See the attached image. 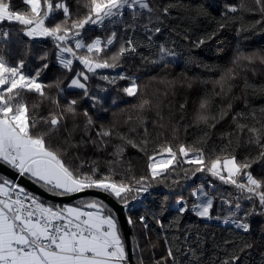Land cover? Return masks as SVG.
I'll use <instances>...</instances> for the list:
<instances>
[{
    "label": "trees",
    "instance_id": "1",
    "mask_svg": "<svg viewBox=\"0 0 264 264\" xmlns=\"http://www.w3.org/2000/svg\"><path fill=\"white\" fill-rule=\"evenodd\" d=\"M149 2L152 12L145 11L134 30L121 33L117 27L118 42L107 50L105 58L114 54L120 43L128 38L137 47L134 53H126L120 58L116 68L96 69L95 73H91L76 64L69 71L59 63V51L52 38L28 37L21 31L23 26L11 22L0 24V32L9 33L7 37L0 36V54L12 64L24 59L27 74H33L45 63L48 65L41 71L39 81L50 85L45 88V92L51 99L58 100L59 104L54 107L45 99L39 109L41 116L46 117L50 110L59 114L70 101H77L74 106L75 117L66 114L49 141L53 147L65 139L69 141L71 147H66L62 156L75 174H88L90 168L96 166L101 173L108 174V162L115 159L112 155L113 145L121 142L105 137L106 143H101L97 133L104 128L115 126V130L138 145L144 139L149 140L145 151H141L140 147L124 145L122 167L117 166L123 175L114 177L117 180L123 178L125 182L131 176L137 179L144 177L142 183L150 185L147 192L130 200L128 206L135 204L134 210H127L128 219L130 217L132 220L131 239L137 264H222V261L230 260L233 253L239 256L235 264H264V206L259 204L258 198L247 199V193L222 183L206 171L192 175L195 166L187 163L174 165L172 170L154 180L151 178L148 159L149 155L156 154L157 146L171 144L176 149L181 143L193 144L202 135L203 125L198 128L193 124L201 98L206 92H212L214 87L219 91L214 85V81L219 78V70L230 66L238 52L264 54V16L255 10L253 0ZM68 3L71 12L76 15V0H68ZM11 5L14 10L27 12L24 0H11ZM232 8L237 11H231ZM79 15H83V9H80ZM149 15L152 17L150 23ZM56 18L63 19L62 12H57ZM127 18L129 14L126 12ZM52 23L51 18L46 21L48 26ZM222 24L224 26L220 27ZM145 25L148 27L145 28ZM111 28V24L107 27L86 26L83 32L85 42L90 43V38L96 36L103 38ZM201 40L203 43H200ZM161 48L171 54L162 53ZM83 52L78 50V54ZM45 53L47 59L40 60L39 57ZM254 67L255 73L249 70L247 78L251 82L264 84V66L257 63ZM77 72H84L89 77L86 81L87 95L84 89H69ZM121 75L135 78L139 86L137 95L127 96L122 91L131 81L118 79ZM244 75L241 74L242 79ZM102 76L117 79L115 83H109L101 79ZM162 80L165 83H161ZM26 98L30 103L39 99L35 94H28ZM144 101L149 103L145 104ZM228 103L232 104L231 112L214 128L207 130L209 138L203 145L206 160H211L227 143L225 133L234 127L233 113L264 107V94L243 92L241 80L227 96L215 97L214 113L219 108H226ZM138 114L143 117V124L138 120ZM185 126H188L187 131ZM132 128H135L134 132L130 131ZM174 136H178V139H174ZM109 140L111 142L107 143ZM234 154L237 160H241L245 155L255 156L257 149L254 145L241 146L236 148ZM129 168L130 172L126 171ZM250 171L258 179L264 178V161L253 164ZM0 180L10 181L1 173ZM200 183L205 184L213 198V215L222 218L229 211H237L239 218L245 219L246 213L251 212L245 221L249 224V230L207 221L190 209L181 212L180 208L174 206L181 194L187 195L191 188ZM42 187L50 191L46 186ZM27 193L38 198L45 206L54 207H83L85 202L99 199L89 196L70 204H58ZM191 196L190 193L188 198ZM225 200H231L233 206L230 208L224 204ZM104 204L117 219L114 210L107 203ZM235 205H239V209ZM169 248L173 252L172 257L168 256Z\"/></svg>",
    "mask_w": 264,
    "mask_h": 264
},
{
    "label": "snow or ice",
    "instance_id": "2",
    "mask_svg": "<svg viewBox=\"0 0 264 264\" xmlns=\"http://www.w3.org/2000/svg\"><path fill=\"white\" fill-rule=\"evenodd\" d=\"M76 2L78 11L74 15L68 0H24L27 6V12L24 13L14 10L11 0H0V24L18 23L23 26L21 31L28 37L52 38L59 51V63L69 71L72 70L74 60L79 61L91 73H95L96 69L116 68L120 58L126 53L136 51L137 45L128 38L120 43L114 54L105 58L107 50L118 42V26L121 33H127L136 28L145 11L152 12L149 0ZM253 2L256 5L255 10L264 16V0ZM80 9H83L82 16L79 15ZM231 11L235 12L237 9L232 8ZM57 12H62L63 19L57 20ZM126 12L129 14L127 19ZM50 18L53 23L48 26L46 21ZM151 19L149 15V23ZM108 24L112 25L108 35L103 38L96 36L90 38V43L85 42L83 32L86 26L107 27ZM147 27L148 25H145V28ZM8 35L7 31L0 32V36ZM200 43H203V40ZM78 50H84L83 54H78ZM161 52L171 54L164 48H161ZM39 59L46 60L47 53ZM257 63L264 66V54L238 52L230 66L219 70V78L214 81L219 91L214 87L212 92H206L194 113L193 124L198 128L203 125L202 135L197 137L193 144L181 143L176 149L171 144L157 146L156 154L148 156L152 179L168 173L174 165L187 163L195 166L192 175L206 171L222 183L234 186L241 193H247V199L258 198L259 204L264 206V178L258 179L250 171L253 164L264 161V107L233 113L234 127L232 131L225 133L227 143L211 160H206L203 147L209 138L207 130L214 128L216 123L232 110V104L228 103L226 108H219L214 113L216 96H227L241 80L243 92L252 95L264 94V84L251 82L246 75L249 70L255 73L254 65ZM47 66L45 63L33 74H27L24 70V59L12 64L0 54V162L9 165L21 175H29L34 181L58 195L96 189L117 198L127 208L130 200L137 199L142 192H147L150 185L142 183L144 177L137 179L131 176L127 182L123 178L115 179L114 177L123 175L117 170V166L122 167L125 144L140 147L141 151H145L149 140L144 139L138 145L133 139L115 130V126L104 128L97 133L101 143H106L105 137L121 142L113 145L112 155L115 159L108 162V174L101 173L98 166L91 167L88 174H75L62 156L66 147H71L69 141L65 139L57 147L51 146L49 141L66 114L75 117L74 106L77 101H70L67 108L59 114L51 110L46 117L39 114L45 99L54 107L59 104L58 100L51 99L45 92V88L50 85L46 86L39 81L41 71ZM242 73L245 74L243 79ZM88 79L84 72H77L69 87L84 89L87 95ZM101 79L115 83L117 78L102 76ZM118 79L131 81L128 87L122 89L127 96L137 95L139 86L135 78L121 75ZM161 83L165 81L162 80ZM28 94H35L39 99L30 103L26 98ZM245 107H248L247 104ZM137 118L141 124L144 123L141 115L138 114ZM187 127L185 126V131ZM130 131L134 132L135 128ZM145 134L147 135L146 128ZM174 139H178V136H174ZM110 142L109 140L107 143ZM248 145H254L257 154L245 155L241 160H237L234 154L236 148ZM126 171L130 172V168ZM241 177L244 179L241 180ZM134 184L140 186L133 187ZM197 200L200 202L192 204L191 210L198 217L213 219V198L204 190V185L199 188ZM223 203L230 208L233 206L231 200H225ZM85 208L91 211H86ZM235 208L239 209V205H235ZM188 210L187 204L180 208L181 212ZM251 214L248 212L245 219H241L237 211H229L222 219L224 223L231 221L237 228L248 231L249 224L245 221L246 216ZM143 219L141 217V221ZM128 223H132L130 217ZM168 256H173L171 248L168 250ZM238 259L239 256L233 253L230 260L226 259L222 264H235ZM0 264H128V253L118 220L102 200H89L83 207L45 206L15 182L0 180Z\"/></svg>",
    "mask_w": 264,
    "mask_h": 264
},
{
    "label": "water",
    "instance_id": "3",
    "mask_svg": "<svg viewBox=\"0 0 264 264\" xmlns=\"http://www.w3.org/2000/svg\"><path fill=\"white\" fill-rule=\"evenodd\" d=\"M0 173L9 178L10 181L15 182L19 187L25 189V191L30 192L39 198H43L47 201L56 202L58 204H70L75 200L89 196L101 199L102 201L107 203L117 215V219L120 224L124 238L126 251L128 253V264H137L133 252L131 239L132 227L130 223H128L127 208H125L123 204L119 203L115 197L106 193H102L96 189H88L84 192L73 193L63 196L54 194L46 190L39 183L34 181L30 176L26 174H19L15 169L11 168L7 164H4L3 162H0Z\"/></svg>",
    "mask_w": 264,
    "mask_h": 264
},
{
    "label": "rangeland",
    "instance_id": "4",
    "mask_svg": "<svg viewBox=\"0 0 264 264\" xmlns=\"http://www.w3.org/2000/svg\"><path fill=\"white\" fill-rule=\"evenodd\" d=\"M65 55L67 56V54H65ZM78 65L83 66L80 63ZM82 82H83V80H82ZM69 89L75 90V89H79V88L69 87ZM201 185H204V190L208 192V188L205 187V184L204 183H200L198 186L191 188L190 191H188L187 195L181 194L179 196V198L177 199V201L174 203V206L177 207V208H181L182 205L187 204L189 209L191 210V205L192 204L200 202V201L197 200V195L199 194V188H200ZM190 193H191L192 196L189 199L188 197L190 196ZM208 194H209L210 197H212L209 192H208ZM202 199H206V198L202 197ZM216 217H218V216L213 215V219H205V218H203V219L207 220V221H215V222H218V223L232 225V226L236 227V225L234 223H232L231 221L229 223H224L222 218L221 219H217Z\"/></svg>",
    "mask_w": 264,
    "mask_h": 264
},
{
    "label": "built area",
    "instance_id": "5",
    "mask_svg": "<svg viewBox=\"0 0 264 264\" xmlns=\"http://www.w3.org/2000/svg\"><path fill=\"white\" fill-rule=\"evenodd\" d=\"M69 58H71V57H69ZM76 64H79V61H76V60H74L73 61V65H76ZM27 175V174H26ZM29 176V175H28ZM16 184V183H15ZM17 185V184H16ZM22 198H23V196H22ZM30 202V201H29ZM136 206H135V204H132V205H130V206H128L127 207V210H134V208H135Z\"/></svg>",
    "mask_w": 264,
    "mask_h": 264
},
{
    "label": "crops",
    "instance_id": "6",
    "mask_svg": "<svg viewBox=\"0 0 264 264\" xmlns=\"http://www.w3.org/2000/svg\"><path fill=\"white\" fill-rule=\"evenodd\" d=\"M72 207V206H71ZM84 210H86V211H91V209H84ZM120 230H121V228H120ZM122 233V232H121ZM122 236H123V234H122ZM124 239V238H123Z\"/></svg>",
    "mask_w": 264,
    "mask_h": 264
},
{
    "label": "bare ground",
    "instance_id": "7",
    "mask_svg": "<svg viewBox=\"0 0 264 264\" xmlns=\"http://www.w3.org/2000/svg\"><path fill=\"white\" fill-rule=\"evenodd\" d=\"M260 15H258V17H259ZM257 18V17H256ZM255 20V19H254Z\"/></svg>",
    "mask_w": 264,
    "mask_h": 264
}]
</instances>
